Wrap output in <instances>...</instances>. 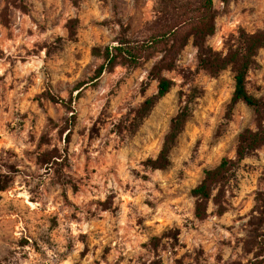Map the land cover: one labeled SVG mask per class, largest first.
Instances as JSON below:
<instances>
[{
	"label": "rangeland",
	"instance_id": "374dc122",
	"mask_svg": "<svg viewBox=\"0 0 264 264\" xmlns=\"http://www.w3.org/2000/svg\"><path fill=\"white\" fill-rule=\"evenodd\" d=\"M214 4L212 51L245 54L264 38V0ZM172 14L169 0H0V264H264V145L221 189L223 214L213 200L194 214L204 170L235 159L240 132L264 118L232 102L234 65L202 68L190 42L162 72L163 96L149 78L159 53L94 79L105 46ZM250 59L246 88L264 101V42ZM182 109L170 164L146 166ZM53 149L62 157L46 169L38 157Z\"/></svg>",
	"mask_w": 264,
	"mask_h": 264
},
{
	"label": "trees",
	"instance_id": "16d2710c",
	"mask_svg": "<svg viewBox=\"0 0 264 264\" xmlns=\"http://www.w3.org/2000/svg\"><path fill=\"white\" fill-rule=\"evenodd\" d=\"M169 1L173 8V14L167 23L154 28L147 37L120 39L116 46L107 45L104 47L105 63L98 68L94 79L99 78L105 69L111 71L119 63V58L125 64L140 66L152 54L159 53L160 57L151 68L149 78L159 81L157 95L158 97L163 96L169 91L172 81L163 76L162 72L173 69L178 54L192 42L198 48L199 65L202 68L210 72H218L231 63L234 65L235 89L232 102L243 100L258 112L264 110V101L250 94L246 88V73L251 63L250 58L263 45L264 38L254 34L249 39L251 43L247 47V53L242 54L241 50L236 49L234 52L222 56L212 51L206 44L207 38L216 31L214 0H198L185 4H179L176 0ZM51 98L55 101L61 100L68 108H72L71 98L63 100L53 95H51ZM151 102L152 100L149 99L145 104L149 105ZM187 116L188 111L182 109L172 118L159 154L156 158L147 159L146 166L158 169L165 168L170 164L172 147ZM263 145L264 118H262L256 129L246 128L240 132L235 159L223 157L216 166L204 170L203 178L192 189V194L195 197L194 214L198 219H203L208 215V206L211 200L219 206L217 209L218 215L225 212V207L219 198L221 189L230 181L232 172L241 160ZM59 157H62V154L58 149L47 150L39 155L38 161L46 164V169H51L54 164H59L57 160ZM6 186H0V190L5 189ZM261 200L264 206V194Z\"/></svg>",
	"mask_w": 264,
	"mask_h": 264
},
{
	"label": "built area",
	"instance_id": "2783aa9c",
	"mask_svg": "<svg viewBox=\"0 0 264 264\" xmlns=\"http://www.w3.org/2000/svg\"><path fill=\"white\" fill-rule=\"evenodd\" d=\"M189 56H191V53H189Z\"/></svg>",
	"mask_w": 264,
	"mask_h": 264
}]
</instances>
